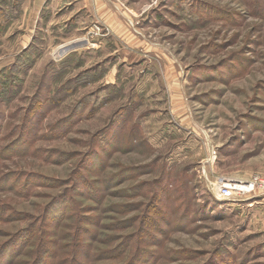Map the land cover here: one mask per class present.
Masks as SVG:
<instances>
[{
	"label": "rangeland",
	"instance_id": "obj_1",
	"mask_svg": "<svg viewBox=\"0 0 264 264\" xmlns=\"http://www.w3.org/2000/svg\"><path fill=\"white\" fill-rule=\"evenodd\" d=\"M47 212L13 264H264V0H0V246Z\"/></svg>",
	"mask_w": 264,
	"mask_h": 264
},
{
	"label": "trees",
	"instance_id": "obj_2",
	"mask_svg": "<svg viewBox=\"0 0 264 264\" xmlns=\"http://www.w3.org/2000/svg\"><path fill=\"white\" fill-rule=\"evenodd\" d=\"M3 181H4V184L7 185V187L5 189H14L17 187L16 185L21 184V181L19 179H16L14 181L15 187L9 186L10 182L8 179L7 180L4 179ZM26 188L27 189L24 191V193L19 192V194H27L28 187H26ZM46 214H47V219H46L45 224H44L45 229L38 228L36 225L32 224L27 230H23V231L19 232L17 235H14L12 238H10L9 239L10 241L7 244L0 246V264H13V263H15V261H16L15 257L20 253L22 254L25 249L35 248L34 250L39 252V249H43V248L47 249L48 248V247H46L47 245H46L44 236L46 234L45 230H46L47 223H49L50 219H52V216H51V218H49L50 217L49 212H47ZM20 243H21V245H19ZM6 246H8V247H6ZM48 252L49 251H45L43 253V255H46ZM74 252H76V251H72L71 255L70 254L67 255L68 257L66 259H64V261H63L65 264H81L80 258H79L80 251H79V253L76 252L75 253L76 255H73ZM15 253H17V254H15ZM36 256L38 258V254H36ZM37 258H36L34 264H54L52 262L48 263V261L46 259L47 256H43V257H41V259H37ZM56 260L57 259H55V264H56Z\"/></svg>",
	"mask_w": 264,
	"mask_h": 264
},
{
	"label": "built area",
	"instance_id": "obj_3",
	"mask_svg": "<svg viewBox=\"0 0 264 264\" xmlns=\"http://www.w3.org/2000/svg\"><path fill=\"white\" fill-rule=\"evenodd\" d=\"M261 185L258 178L250 182L238 180H223L219 183L217 195L226 201H237L244 196L252 194Z\"/></svg>",
	"mask_w": 264,
	"mask_h": 264
},
{
	"label": "water",
	"instance_id": "obj_4",
	"mask_svg": "<svg viewBox=\"0 0 264 264\" xmlns=\"http://www.w3.org/2000/svg\"><path fill=\"white\" fill-rule=\"evenodd\" d=\"M71 48V47H70ZM70 48H67L65 51L69 50ZM73 48V47H72Z\"/></svg>",
	"mask_w": 264,
	"mask_h": 264
},
{
	"label": "bare ground",
	"instance_id": "obj_5",
	"mask_svg": "<svg viewBox=\"0 0 264 264\" xmlns=\"http://www.w3.org/2000/svg\"><path fill=\"white\" fill-rule=\"evenodd\" d=\"M64 46H65V45H64ZM69 46H70V44H69ZM65 47H66V46H65ZM65 47H64V48H65ZM60 48H61V47H60Z\"/></svg>",
	"mask_w": 264,
	"mask_h": 264
}]
</instances>
